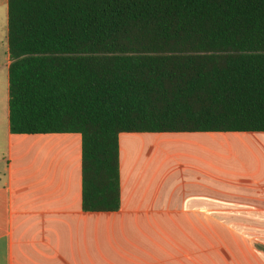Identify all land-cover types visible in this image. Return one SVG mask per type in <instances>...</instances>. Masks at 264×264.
<instances>
[{
    "label": "trees",
    "instance_id": "obj_1",
    "mask_svg": "<svg viewBox=\"0 0 264 264\" xmlns=\"http://www.w3.org/2000/svg\"><path fill=\"white\" fill-rule=\"evenodd\" d=\"M7 43L9 131L80 134L83 211L122 132L264 131V0H7Z\"/></svg>",
    "mask_w": 264,
    "mask_h": 264
},
{
    "label": "crops",
    "instance_id": "obj_2",
    "mask_svg": "<svg viewBox=\"0 0 264 264\" xmlns=\"http://www.w3.org/2000/svg\"><path fill=\"white\" fill-rule=\"evenodd\" d=\"M0 45V264H264V131L122 132L119 209L83 211L80 134L9 131L7 0Z\"/></svg>",
    "mask_w": 264,
    "mask_h": 264
},
{
    "label": "rangeland",
    "instance_id": "obj_3",
    "mask_svg": "<svg viewBox=\"0 0 264 264\" xmlns=\"http://www.w3.org/2000/svg\"><path fill=\"white\" fill-rule=\"evenodd\" d=\"M2 53H3L2 46L0 45V56L3 55ZM244 225H246V224H244ZM262 225L264 226V222H255V226H262Z\"/></svg>",
    "mask_w": 264,
    "mask_h": 264
}]
</instances>
